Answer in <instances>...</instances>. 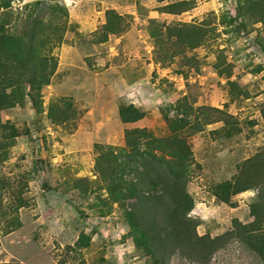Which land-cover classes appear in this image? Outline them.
<instances>
[{"label": "rangeland", "instance_id": "rangeland-1", "mask_svg": "<svg viewBox=\"0 0 264 264\" xmlns=\"http://www.w3.org/2000/svg\"><path fill=\"white\" fill-rule=\"evenodd\" d=\"M8 15L51 39L56 68L38 110L0 111L21 132L0 164V264H152L99 200L96 159L128 128L186 137L199 235L264 226V0H13ZM211 264L255 263L230 244Z\"/></svg>", "mask_w": 264, "mask_h": 264}, {"label": "trees", "instance_id": "trees-1", "mask_svg": "<svg viewBox=\"0 0 264 264\" xmlns=\"http://www.w3.org/2000/svg\"><path fill=\"white\" fill-rule=\"evenodd\" d=\"M12 1L0 3V13L4 14L0 25V111L23 105L26 97L38 110L41 91L50 83L56 59L51 39L45 34L34 30L17 33L9 28ZM258 42L264 51V37ZM262 113L264 117V110ZM48 117L57 121L53 105ZM1 130L9 132L4 143ZM19 135L14 125L0 122V164ZM124 140V147L108 146L96 159L107 194L99 200L121 209L135 248L152 264H169L173 256L189 264H211L230 244L240 246L253 263L264 264V226L234 219L231 229L223 234L212 237L197 233V223L189 215L194 201L187 190L192 152L183 134L154 136L145 128H128ZM222 188L227 196L247 189L231 181H225ZM226 198L219 197L222 201ZM79 241L86 246L88 237L82 235Z\"/></svg>", "mask_w": 264, "mask_h": 264}]
</instances>
